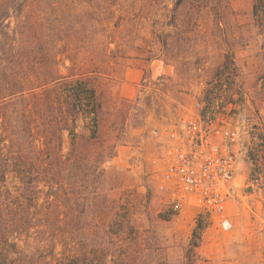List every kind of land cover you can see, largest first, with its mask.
<instances>
[{
  "label": "rangeland",
  "instance_id": "374dc122",
  "mask_svg": "<svg viewBox=\"0 0 264 264\" xmlns=\"http://www.w3.org/2000/svg\"><path fill=\"white\" fill-rule=\"evenodd\" d=\"M16 59L40 78L84 79L96 106L58 152L52 104L0 106V152L36 191L0 180V264H264V0H0V86ZM206 96L242 140L228 230L157 191L162 147L147 136Z\"/></svg>",
  "mask_w": 264,
  "mask_h": 264
},
{
  "label": "built area",
  "instance_id": "2783aa9c",
  "mask_svg": "<svg viewBox=\"0 0 264 264\" xmlns=\"http://www.w3.org/2000/svg\"><path fill=\"white\" fill-rule=\"evenodd\" d=\"M147 136L162 147L157 191L174 207L191 198L203 211L217 215L219 227L228 230L231 223L223 210L242 140L221 97L199 98L192 111L168 120L163 135L151 128ZM128 160L131 165L138 162L134 151Z\"/></svg>",
  "mask_w": 264,
  "mask_h": 264
},
{
  "label": "trees",
  "instance_id": "16d2710c",
  "mask_svg": "<svg viewBox=\"0 0 264 264\" xmlns=\"http://www.w3.org/2000/svg\"><path fill=\"white\" fill-rule=\"evenodd\" d=\"M16 60L18 62L17 67L6 73L4 71L2 73L3 82L0 86V106L7 105L8 103L13 104L16 101L18 103L29 101L30 99L44 101L42 106L36 102L39 108L40 106L47 108L48 105L52 104V108L55 107L59 114L58 117L56 116L52 120L57 139L55 147L56 152H58L61 131H67L70 137V144H72L75 137L73 131L74 120L77 113L85 109L86 111L83 112L86 115L91 114L89 119L92 122L94 121V108L96 106L94 90L88 86L84 79L78 77H70V80L65 81V78L60 77L56 69L42 75L40 78L39 73L34 74L33 68L28 64H24V60ZM48 92L52 95L53 101L50 99V96L47 101L40 99ZM56 156L59 158L57 153ZM15 158L14 153L0 152V180L4 181L7 175H9L10 179L13 180L12 183L14 184L16 194L21 198L25 192L34 194L36 191L31 185L28 171L25 169L23 162L17 161ZM57 187L59 186L57 185ZM46 193L59 197L58 190L52 187V185L48 186V192Z\"/></svg>",
  "mask_w": 264,
  "mask_h": 264
},
{
  "label": "crops",
  "instance_id": "0c3cea01",
  "mask_svg": "<svg viewBox=\"0 0 264 264\" xmlns=\"http://www.w3.org/2000/svg\"><path fill=\"white\" fill-rule=\"evenodd\" d=\"M133 86H135V84H133ZM131 90V89H130ZM131 94V93H130Z\"/></svg>",
  "mask_w": 264,
  "mask_h": 264
}]
</instances>
